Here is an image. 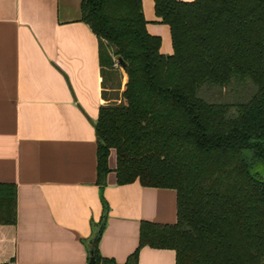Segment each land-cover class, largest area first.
<instances>
[{
  "label": "trees",
  "instance_id": "obj_1",
  "mask_svg": "<svg viewBox=\"0 0 264 264\" xmlns=\"http://www.w3.org/2000/svg\"><path fill=\"white\" fill-rule=\"evenodd\" d=\"M154 14L171 54L142 0H80L98 40L96 181L114 150L117 184L177 196L176 222L142 221L123 264L143 246L174 250L175 264H264V0H154ZM16 191L0 183V224L17 221ZM103 225L88 248L95 264H117L99 253Z\"/></svg>",
  "mask_w": 264,
  "mask_h": 264
},
{
  "label": "crops",
  "instance_id": "obj_2",
  "mask_svg": "<svg viewBox=\"0 0 264 264\" xmlns=\"http://www.w3.org/2000/svg\"><path fill=\"white\" fill-rule=\"evenodd\" d=\"M142 8L156 35L157 17ZM100 104L98 40L80 0H0V183L17 189V221L0 224V264H88L102 220L99 253L123 264L142 221L176 222L175 190L117 184L114 150L97 183ZM137 264H175V251L143 246Z\"/></svg>",
  "mask_w": 264,
  "mask_h": 264
},
{
  "label": "rangeland",
  "instance_id": "obj_3",
  "mask_svg": "<svg viewBox=\"0 0 264 264\" xmlns=\"http://www.w3.org/2000/svg\"><path fill=\"white\" fill-rule=\"evenodd\" d=\"M183 1H191V0H183ZM143 4L147 9V12L150 10L152 15L154 16L153 19H155L153 0H143ZM147 17L150 18L149 14L147 15ZM149 25H151L150 27L155 29L156 35L160 36L162 41L161 44L163 46V52H165V49L167 48L168 50H170L168 51L170 53L172 45H171L170 31L168 26L166 24H162L159 22H152Z\"/></svg>",
  "mask_w": 264,
  "mask_h": 264
},
{
  "label": "water",
  "instance_id": "obj_4",
  "mask_svg": "<svg viewBox=\"0 0 264 264\" xmlns=\"http://www.w3.org/2000/svg\"><path fill=\"white\" fill-rule=\"evenodd\" d=\"M115 60L117 61L122 73L124 75H126L127 74L126 63L121 59V57H116ZM88 250H89V262H88V264H95V259H94V255H93V247L90 246L88 248Z\"/></svg>",
  "mask_w": 264,
  "mask_h": 264
},
{
  "label": "built area",
  "instance_id": "obj_5",
  "mask_svg": "<svg viewBox=\"0 0 264 264\" xmlns=\"http://www.w3.org/2000/svg\"><path fill=\"white\" fill-rule=\"evenodd\" d=\"M118 64V63H117Z\"/></svg>",
  "mask_w": 264,
  "mask_h": 264
}]
</instances>
